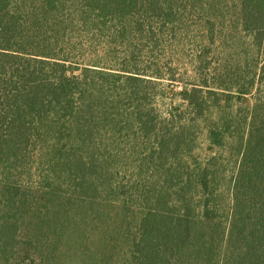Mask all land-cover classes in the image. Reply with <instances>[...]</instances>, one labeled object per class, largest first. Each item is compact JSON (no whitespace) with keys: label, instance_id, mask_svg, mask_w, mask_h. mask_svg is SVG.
<instances>
[{"label":"trees","instance_id":"obj_1","mask_svg":"<svg viewBox=\"0 0 264 264\" xmlns=\"http://www.w3.org/2000/svg\"><path fill=\"white\" fill-rule=\"evenodd\" d=\"M0 264H264V0H0Z\"/></svg>","mask_w":264,"mask_h":264},{"label":"rangeland","instance_id":"obj_2","mask_svg":"<svg viewBox=\"0 0 264 264\" xmlns=\"http://www.w3.org/2000/svg\"><path fill=\"white\" fill-rule=\"evenodd\" d=\"M211 151L212 147L210 146L205 134L200 135L198 152H200L202 155H205Z\"/></svg>","mask_w":264,"mask_h":264}]
</instances>
